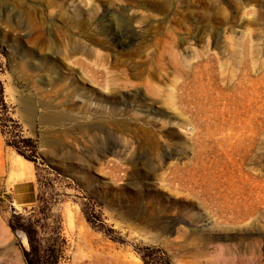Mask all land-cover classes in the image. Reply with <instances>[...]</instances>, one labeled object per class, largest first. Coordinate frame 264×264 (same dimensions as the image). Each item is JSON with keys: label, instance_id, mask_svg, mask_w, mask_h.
<instances>
[{"label": "rangeland", "instance_id": "obj_1", "mask_svg": "<svg viewBox=\"0 0 264 264\" xmlns=\"http://www.w3.org/2000/svg\"><path fill=\"white\" fill-rule=\"evenodd\" d=\"M82 262L264 264V0H0V264Z\"/></svg>", "mask_w": 264, "mask_h": 264}, {"label": "crops", "instance_id": "obj_2", "mask_svg": "<svg viewBox=\"0 0 264 264\" xmlns=\"http://www.w3.org/2000/svg\"><path fill=\"white\" fill-rule=\"evenodd\" d=\"M12 192L14 199L19 206L33 205L36 200V194L32 180L15 182Z\"/></svg>", "mask_w": 264, "mask_h": 264}, {"label": "bare ground", "instance_id": "obj_3", "mask_svg": "<svg viewBox=\"0 0 264 264\" xmlns=\"http://www.w3.org/2000/svg\"><path fill=\"white\" fill-rule=\"evenodd\" d=\"M67 120H68V119H67ZM67 122H68V121H67ZM104 260H105V259H104ZM105 262H106V261H105ZM105 262H104V263H105ZM112 262H113V261H112ZM112 262H111V263H112ZM114 262H115V261H114ZM84 263H85V262H82V264H84ZM87 263H89V261H88ZM117 264H118V263H117ZM119 264H122V263L119 262Z\"/></svg>", "mask_w": 264, "mask_h": 264}]
</instances>
